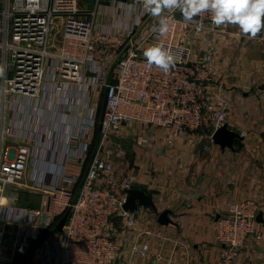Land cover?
<instances>
[{
	"label": "built area",
	"instance_id": "obj_1",
	"mask_svg": "<svg viewBox=\"0 0 264 264\" xmlns=\"http://www.w3.org/2000/svg\"><path fill=\"white\" fill-rule=\"evenodd\" d=\"M87 1L0 0V190L51 196L52 209L28 211L14 222L35 225L32 238L44 236V264H116L125 255L115 234L119 221L126 231L138 222L136 210L125 211L124 205L140 177L125 159H111L112 152L122 150L121 145L110 150L113 137L137 135V144L146 146L152 131L161 128L165 145L173 148L179 137L195 145L202 131L213 139L216 130L229 127L230 107L225 82L215 76V53H197L195 41L229 34L231 25H214L209 13L184 22L176 10L164 13L169 32L158 38V18L144 12L142 0H94L89 6ZM156 43L176 57L167 73L149 68L143 56ZM67 129L76 145L70 159L82 163V175L61 172L55 182H28L30 162L37 151L47 150L43 139ZM238 134L249 137L247 131ZM42 162L38 172L43 173ZM260 211L256 198L217 210L218 264H236L251 238L264 243L257 231ZM67 213L62 232L54 233ZM170 219L180 224L186 215ZM7 231L6 224L0 227V260ZM155 235L141 232L131 251L151 258L145 236ZM20 247L30 250L31 238L20 241Z\"/></svg>",
	"mask_w": 264,
	"mask_h": 264
},
{
	"label": "crops",
	"instance_id": "obj_2",
	"mask_svg": "<svg viewBox=\"0 0 264 264\" xmlns=\"http://www.w3.org/2000/svg\"><path fill=\"white\" fill-rule=\"evenodd\" d=\"M195 42L197 53H215V76L225 82L224 95L230 107L229 128L237 133L247 131L249 137L237 141L233 149H222L209 138V131H202L195 145L188 137H179L173 148L165 145L161 128L152 131L146 146L137 144V135L132 140L113 137L110 150L117 145L122 150L112 152L111 159H125L136 168L140 177L136 188L153 197L159 213L169 210V218L186 215L180 224L161 225L152 208L139 207L134 212L138 222L132 230L126 231L121 221L117 224L115 235L125 255L116 264H218L217 210L249 198L259 201L257 231L264 235V30L248 38L231 25L229 34H212ZM70 135L67 129L61 134L50 132V141L43 139L47 150L35 151L37 156L28 166V182L39 178L55 182L61 172L82 175V163L70 159L76 146L70 142ZM41 159L43 173L38 172ZM41 208L52 209L49 194L0 190V227H8L0 264H44V241L32 238L35 225L14 223L21 216L27 217L28 211ZM145 230L156 234L145 236L153 252L146 259L131 251L137 236ZM24 238H31L30 250L20 247ZM157 254L159 261L155 259ZM236 264H264V243L251 238Z\"/></svg>",
	"mask_w": 264,
	"mask_h": 264
},
{
	"label": "clouds",
	"instance_id": "obj_3",
	"mask_svg": "<svg viewBox=\"0 0 264 264\" xmlns=\"http://www.w3.org/2000/svg\"><path fill=\"white\" fill-rule=\"evenodd\" d=\"M142 6L146 14L158 18L154 28L158 38L169 32L170 20L164 13L176 10L184 22L209 13L214 25H233L248 38H255L264 30V0H142ZM143 56L149 68L155 66L165 73L176 63L173 52L162 43L147 47Z\"/></svg>",
	"mask_w": 264,
	"mask_h": 264
},
{
	"label": "water",
	"instance_id": "obj_4",
	"mask_svg": "<svg viewBox=\"0 0 264 264\" xmlns=\"http://www.w3.org/2000/svg\"><path fill=\"white\" fill-rule=\"evenodd\" d=\"M106 102H107V98L106 95L104 96V100L102 103V109H101V115H100V121L102 122L103 120V115L106 109ZM241 139L240 135L231 130L228 125H224L223 127L219 128L218 130H216V132L213 135V141L214 143H216L217 145H219L222 149H233L234 144L239 141ZM139 207H148V208H152L154 210V212H156L158 214V222L161 225H168L169 223H171V219L169 218L170 215V211L169 210H165L161 213H159L158 208L153 200V197L151 195H149L147 192H145L144 190H140V189H132L129 192V196L128 199L124 205V210L125 211H135L137 210ZM70 214L67 213L57 224L54 233H61L63 230V227L66 223V221L69 219ZM260 219V216L258 218V220Z\"/></svg>",
	"mask_w": 264,
	"mask_h": 264
},
{
	"label": "trees",
	"instance_id": "obj_5",
	"mask_svg": "<svg viewBox=\"0 0 264 264\" xmlns=\"http://www.w3.org/2000/svg\"><path fill=\"white\" fill-rule=\"evenodd\" d=\"M101 103H103V99H102V102ZM98 136H99V126L96 127V138H95V141L94 142L97 141ZM43 239H44V236H42L41 238H39L38 241L41 242V241H43Z\"/></svg>",
	"mask_w": 264,
	"mask_h": 264
},
{
	"label": "rangeland",
	"instance_id": "obj_6",
	"mask_svg": "<svg viewBox=\"0 0 264 264\" xmlns=\"http://www.w3.org/2000/svg\"><path fill=\"white\" fill-rule=\"evenodd\" d=\"M93 2H94V0H88V1L86 2V3H87L86 5H88V6H89V5H93Z\"/></svg>",
	"mask_w": 264,
	"mask_h": 264
}]
</instances>
